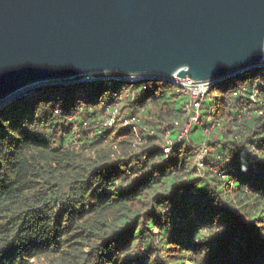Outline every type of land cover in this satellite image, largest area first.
<instances>
[{
  "label": "trees",
  "instance_id": "16d2710c",
  "mask_svg": "<svg viewBox=\"0 0 264 264\" xmlns=\"http://www.w3.org/2000/svg\"><path fill=\"white\" fill-rule=\"evenodd\" d=\"M95 75L0 108V264H264V66L216 83L170 153L188 100L176 85ZM203 143L216 169L199 176Z\"/></svg>",
  "mask_w": 264,
  "mask_h": 264
},
{
  "label": "water",
  "instance_id": "95a60500",
  "mask_svg": "<svg viewBox=\"0 0 264 264\" xmlns=\"http://www.w3.org/2000/svg\"><path fill=\"white\" fill-rule=\"evenodd\" d=\"M258 66L264 0H0V108L105 72L216 81Z\"/></svg>",
  "mask_w": 264,
  "mask_h": 264
},
{
  "label": "built area",
  "instance_id": "2783aa9c",
  "mask_svg": "<svg viewBox=\"0 0 264 264\" xmlns=\"http://www.w3.org/2000/svg\"><path fill=\"white\" fill-rule=\"evenodd\" d=\"M105 78H108V77H105ZM111 78L116 79V80H125L131 83L136 82V81L145 80V79L167 81L169 83H173L174 85H176L179 96L187 97L188 100L185 102V107H184L186 111L185 117L183 119H177L175 121V125L179 130L177 137L172 138L169 136L170 134L169 131L166 132L165 142L161 145L165 153H170L174 149L175 146H178L186 138H188L193 125L201 124V122L203 121L204 102L207 99L209 91L216 83L225 79L223 78V79L216 80V81H203V80L194 81L190 79L189 77H186V78L178 77L176 74H173V75H155L154 74V75H142V76H134V75L123 76L122 75V76H116V77H111ZM94 79H97L96 75L86 77V80L84 81H89V80H94ZM245 91H246V87H243L242 89H237L233 91V95L234 96L241 95L245 93ZM257 91L258 89L255 90V92ZM255 92L251 95L253 99L256 96ZM257 111L260 114L263 113V109H258ZM251 116H252V112L249 109H246L240 114H238L237 116L238 125L235 126L236 131L234 132L235 139L239 140L241 138V133L238 132V129L241 127L243 121H245L246 119H250ZM214 118H215V115L213 114L212 111H210L207 115L208 123L210 126H208L205 129V131L209 132L210 130L214 128L221 127V123L215 121ZM126 119L132 121L134 118L132 119L126 118ZM179 150H181V147H179ZM209 152H210V148L205 143L200 144L199 146L194 148V153L196 155V167H197L199 176L204 175V172L208 167L213 170L216 169L215 166H212L207 163V157L209 155Z\"/></svg>",
  "mask_w": 264,
  "mask_h": 264
},
{
  "label": "rangeland",
  "instance_id": "374dc122",
  "mask_svg": "<svg viewBox=\"0 0 264 264\" xmlns=\"http://www.w3.org/2000/svg\"><path fill=\"white\" fill-rule=\"evenodd\" d=\"M70 82L73 83L74 81H70ZM63 83H68V82H63ZM126 92L128 93V91H126ZM219 93H220V92H219ZM207 97H208L207 100L209 101V100H210V96L208 95ZM116 111H118V110L116 109ZM263 111H264V110H263ZM203 112H206V109H203ZM117 113H118V112H115L114 115L116 116ZM114 115H113V116H114ZM107 120H108V122H107ZM107 120H106V123H107L106 125H109V126H111V125L114 123V121H115L114 119H112V117H107ZM109 121H111V122H109ZM131 122H132V121L127 120V119L124 118V120H122V121L120 120L119 123H121L120 125H122L123 127H127L129 124H131ZM110 123H111V124H110ZM118 125H119V124H118ZM139 142H140V141H138V143H139ZM136 145H137V144H136ZM136 145H134V146H135V148L137 149V146H136ZM114 148L118 150V152H117L116 155H118V154L120 155V154H121V151H119V147L117 146V144L114 145ZM34 262H35V264H39V263H40V262L37 261V260H35Z\"/></svg>",
  "mask_w": 264,
  "mask_h": 264
},
{
  "label": "bare ground",
  "instance_id": "6f19581e",
  "mask_svg": "<svg viewBox=\"0 0 264 264\" xmlns=\"http://www.w3.org/2000/svg\"><path fill=\"white\" fill-rule=\"evenodd\" d=\"M43 84H44V83H43ZM43 84H41V86H45V85H48V84H46V83H45L44 85H43ZM49 85H50V84H49ZM32 87H36V86H32Z\"/></svg>",
  "mask_w": 264,
  "mask_h": 264
}]
</instances>
